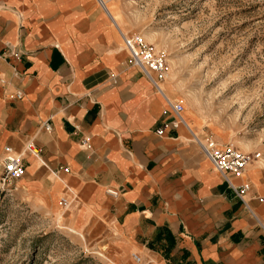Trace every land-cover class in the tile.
<instances>
[{
	"label": "crops",
	"instance_id": "crops-1",
	"mask_svg": "<svg viewBox=\"0 0 264 264\" xmlns=\"http://www.w3.org/2000/svg\"><path fill=\"white\" fill-rule=\"evenodd\" d=\"M94 1L0 0V54L21 56L0 61V145L19 153L32 141L39 151L25 155L21 190L34 204L66 200L58 209L75 226L92 214L109 221L144 264H264L261 231L187 119L156 135L172 120L165 101L130 65L121 35H131L110 3L108 15ZM16 89L21 100L9 98ZM251 187L246 201L264 224Z\"/></svg>",
	"mask_w": 264,
	"mask_h": 264
},
{
	"label": "rangeland",
	"instance_id": "rangeland-1",
	"mask_svg": "<svg viewBox=\"0 0 264 264\" xmlns=\"http://www.w3.org/2000/svg\"><path fill=\"white\" fill-rule=\"evenodd\" d=\"M107 3L121 33L140 35L164 55L161 89L182 105L183 119L200 142L210 138L259 154L246 178L253 192L264 195V0ZM5 145H0V264H144L141 255L126 251L109 221L92 214L75 226L70 213L58 209L57 198L52 205L34 204L21 190L20 181L28 182L29 175L4 183ZM72 227L79 233L70 232Z\"/></svg>",
	"mask_w": 264,
	"mask_h": 264
},
{
	"label": "built area",
	"instance_id": "built-area-1",
	"mask_svg": "<svg viewBox=\"0 0 264 264\" xmlns=\"http://www.w3.org/2000/svg\"><path fill=\"white\" fill-rule=\"evenodd\" d=\"M107 2H114L115 0H106ZM96 4L107 12L104 7L103 0H95ZM108 14V12H107ZM109 15V14H108ZM123 47L129 55V63L131 66L139 70V72L146 78V80L152 85L154 90L163 97L166 107L171 114L172 120L160 128L155 133L157 136H161L167 130H175L179 127L187 128V125L182 117L183 107L179 102H173L166 98L161 89L166 76L165 59L164 55L157 51L152 45L146 43L140 35L122 36ZM21 56L15 52H5L0 54V61L14 60L20 62ZM12 77L17 80H22V75L17 71L15 67H12ZM1 84H6L4 81ZM11 100H21L22 92L16 89L11 94H8ZM45 131L50 130V126L47 122L42 125ZM195 142L198 144L202 154L212 165L214 170L220 175L223 182L234 193V196L241 202L245 210L253 217L257 227L261 231L264 239V224L253 214L247 201L246 196L251 192V184L244 181L249 165L258 160L259 154H246L236 149L231 144L217 145L210 138H205L203 142H200L194 137ZM81 144H85V140L81 141ZM25 155H32L33 157L39 156V151L32 141H27L22 145V151L15 153L11 148L5 147L3 150L2 159V173L3 182L18 181L23 178L25 169L23 164V157ZM65 172L68 170L65 168ZM235 181H239L235 183ZM106 193L116 198L117 192L114 190H107ZM256 202L264 208V195L255 196ZM58 206L62 210L68 208V202L64 199L58 202ZM132 259L135 263L140 262V258L136 255H132Z\"/></svg>",
	"mask_w": 264,
	"mask_h": 264
},
{
	"label": "bare ground",
	"instance_id": "bare-ground-1",
	"mask_svg": "<svg viewBox=\"0 0 264 264\" xmlns=\"http://www.w3.org/2000/svg\"><path fill=\"white\" fill-rule=\"evenodd\" d=\"M182 117H183V114H182ZM184 121H185V123H186V125H187V122H186V120L185 119H183ZM187 128H188V125H187ZM32 156V155H31ZM251 174V173H250ZM250 177V176H249ZM252 177V176H251Z\"/></svg>",
	"mask_w": 264,
	"mask_h": 264
}]
</instances>
